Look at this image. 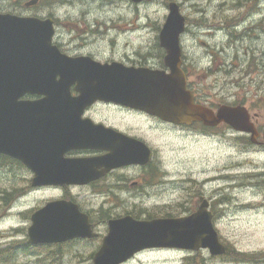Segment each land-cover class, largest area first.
I'll use <instances>...</instances> for the list:
<instances>
[{
	"label": "rangeland",
	"instance_id": "obj_1",
	"mask_svg": "<svg viewBox=\"0 0 264 264\" xmlns=\"http://www.w3.org/2000/svg\"><path fill=\"white\" fill-rule=\"evenodd\" d=\"M170 1L179 4L186 18L180 44L186 56L193 59L194 73L189 80L198 99L211 106L245 105L261 131L264 123V0H152L144 3L112 0L110 4L97 5L104 10L86 1H74L59 6L58 15L64 23L113 27L109 32L117 36L114 37L116 44L103 39L92 42L88 48L100 61L122 55L137 60L135 51L158 54L156 41ZM104 36L108 38L107 34ZM214 58L218 62L223 58L222 65L212 63ZM158 65L159 60L155 59L150 66ZM121 120L156 150V166L164 172L161 180L165 181L142 192L101 194L85 187L71 188L70 194L82 210L93 216L99 237L30 246L27 251L23 250L21 242L28 238L30 213L46 201L58 199L62 191L47 187L30 189L32 175L0 156V195L18 192L9 200V205L0 201V256L10 251L4 257L6 262L0 264H92L93 253L107 233L109 218L126 214L141 219L181 216L192 210L196 190L202 189L210 195L223 188L217 193L225 194L227 206L214 220V226L229 252L213 257L207 250L146 249L123 264H187L191 257L198 264H264V148L249 145L245 134L226 125L219 126L216 133H206L200 126L175 128L140 115H128L118 121ZM226 173L231 178L229 181L221 179ZM210 176L217 179L201 181ZM21 186L24 189L18 191ZM21 194L24 196L12 203ZM237 253L245 254L247 259L238 257Z\"/></svg>",
	"mask_w": 264,
	"mask_h": 264
},
{
	"label": "water",
	"instance_id": "obj_2",
	"mask_svg": "<svg viewBox=\"0 0 264 264\" xmlns=\"http://www.w3.org/2000/svg\"><path fill=\"white\" fill-rule=\"evenodd\" d=\"M167 8L159 41L169 72L68 57L51 43L50 20L0 15V153L19 159L33 171L32 186L85 184L114 167L149 161L151 151L143 141L82 118L85 107L98 100L142 110L174 124L199 121L216 126L223 122L250 134L253 143L264 144V124L262 140H258L260 133L245 106L220 104L214 110L194 101L180 68L179 36L185 17L175 1ZM72 84L78 95L71 94ZM26 94L40 97L25 99ZM72 148H108L109 153L64 158V152ZM211 218L202 203L181 217L137 219L128 214L109 219L92 264H122L149 248L207 249L212 256L222 255L226 246ZM30 219L27 242L32 245L97 236L88 215L72 201H49L32 212Z\"/></svg>",
	"mask_w": 264,
	"mask_h": 264
},
{
	"label": "flooded vegetation",
	"instance_id": "obj_3",
	"mask_svg": "<svg viewBox=\"0 0 264 264\" xmlns=\"http://www.w3.org/2000/svg\"><path fill=\"white\" fill-rule=\"evenodd\" d=\"M74 1L75 2L86 1L87 2L86 4H93L96 6L99 3L107 5V4H110L109 2H112V0H103V1H100V0H0V15H10V16L17 17V18H31V19H36L40 21L51 20L53 24L52 44L57 47L60 53L68 57H71V58L89 57L99 62L109 63L113 61H118L128 66H137V67L144 66V67H149L153 69L164 68V56L166 52L160 46L159 40L156 41V46L158 47V51H159L158 54H155V52H150L149 50H148L149 52H141V54H138V52L135 51L134 52L135 58L137 60H131L130 56H123V55L119 58H111V59H106L103 61H100L99 59H97L95 55L92 52H90V50L88 49L92 45V42L101 41L105 39L109 44H116L114 37H117V36H113L114 34L112 35L110 34L109 31L110 29L113 28L110 26L108 27H105V25L94 26V25H87V24H73V23H68V22L67 24L61 21L58 15V7L61 5L72 3ZM99 9L104 10L103 8H99ZM79 20H81V18H79ZM82 22L85 23V21H82ZM106 34L108 35V38L104 36ZM208 54H211V53L208 52ZM155 59L159 60V65L158 67H151L150 65L154 63ZM211 62L214 64H221L223 62V58L219 62L217 61L216 58H214L213 60H211ZM192 64H193V59L188 58V56H186L181 46V68L186 75L187 87L193 93V96L196 102L205 103V102H201V100L198 99L197 92L195 91L194 87L191 85V82L189 80L192 74L194 73ZM70 92L72 95H78V92L75 89V84H72L70 86ZM23 97L24 98H38V96H34V95L33 96L24 95ZM128 115H132V116L140 115L149 120L156 121L160 124L170 125L175 128L184 127V126H177V125L162 121L158 117L149 115L143 111H139V110L127 107V106L114 103V102H105V101H95L94 103L88 105L83 110L81 116L82 118H88L96 124L103 125L104 128L112 129L113 131L121 133L127 137L140 139L151 148L147 139L141 136V134H139V132L134 130L126 121H122V120L118 121L119 119H122L123 117H126ZM194 125L200 126V128H202L201 124L199 123H194L188 128H191ZM219 126L220 125L216 127H203L202 129L206 133L208 132L216 133L215 130ZM111 135H114V134H111ZM108 146H111V145H108ZM251 146H253L254 148H264L263 145H257V144H252ZM114 147L118 148L117 146H114ZM151 151H152L151 160L145 165H137V164L121 165V166L109 169L104 174L100 175L99 177L83 185H74V184L60 185L58 184V185H48V186H39V187H32L30 185V189L33 190V189H37L41 187H47V188H53L55 190H60L62 191V194L60 195L59 199L71 200L73 202H76L78 205L79 203L70 194L71 188H74V187H79V188L85 187L88 189H92L93 190L92 192H98L101 194L103 193L109 194L111 192L118 193L121 191L129 192L132 190H137V191L141 190V192L145 190L148 191L150 189H153L159 186L161 182L163 183V181H165V180H161L164 176V172L159 168V166H156L157 165V162H155L156 150L151 148ZM107 153H109L108 148H99V149L72 148L64 152L63 157L69 158V159L89 158V157H99ZM0 156L6 160L13 161L14 166L19 167L20 171L26 170L27 172H29L30 175H32V172L30 171V169H28L18 159L10 157L8 155H3V154H0ZM8 166H11V165L8 164ZM102 168L103 167H99L97 169L100 171L102 170ZM138 170H140L139 173H138ZM213 179H217V178L210 176V177H207L205 180H201V181L208 182ZM221 179L223 181H229L231 178L228 175V173H226L223 176H221ZM227 188H228V185L226 186V189ZM222 190H224V188L218 191H222ZM27 192H29V190ZM217 192L215 194L212 193L210 195H207L206 193L203 192L202 189L196 190L194 193L195 198H194V202L192 203V210H190L188 214L195 211L200 206L201 203H205L207 210L212 213L213 220L219 218L220 215H222L220 211L225 209L224 207L227 206V200L225 198V194H222V193L218 194ZM21 196H24V195H21ZM21 196H19L14 201L20 199ZM14 201L12 203H14ZM79 208L81 211H83L80 205H79ZM89 219H90V222L94 230L96 231L93 216L89 215Z\"/></svg>",
	"mask_w": 264,
	"mask_h": 264
},
{
	"label": "trees",
	"instance_id": "obj_4",
	"mask_svg": "<svg viewBox=\"0 0 264 264\" xmlns=\"http://www.w3.org/2000/svg\"><path fill=\"white\" fill-rule=\"evenodd\" d=\"M22 191V189L20 190ZM18 194V192H16L15 194L13 192H8L7 195L3 196V195H0V201L5 205H9V200L13 199L14 197H16V195ZM136 217V216H135ZM138 218V217H137ZM148 218H152L151 216L148 217ZM13 244V243H11ZM21 244L24 245L23 247V250H27L30 248V245H28L25 241H22ZM16 251V248H14V253ZM227 252H229V249L227 250ZM226 252V253H227ZM7 253H10V251H7ZM13 253V254H14ZM10 256H12V254H9ZM238 257L240 256L242 259H247L246 255L245 254H242V253H237ZM194 257H191V258H188V262L187 264H198L194 259ZM186 264V263H185ZM202 264V263H201Z\"/></svg>",
	"mask_w": 264,
	"mask_h": 264
},
{
	"label": "bare ground",
	"instance_id": "obj_5",
	"mask_svg": "<svg viewBox=\"0 0 264 264\" xmlns=\"http://www.w3.org/2000/svg\"><path fill=\"white\" fill-rule=\"evenodd\" d=\"M248 204V203H247Z\"/></svg>",
	"mask_w": 264,
	"mask_h": 264
}]
</instances>
